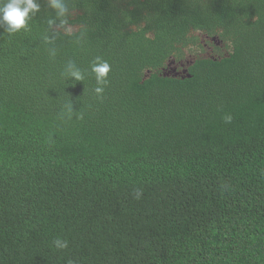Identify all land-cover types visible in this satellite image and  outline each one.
<instances>
[{
    "label": "trees",
    "instance_id": "1",
    "mask_svg": "<svg viewBox=\"0 0 264 264\" xmlns=\"http://www.w3.org/2000/svg\"><path fill=\"white\" fill-rule=\"evenodd\" d=\"M38 3L0 28V264H264V0Z\"/></svg>",
    "mask_w": 264,
    "mask_h": 264
},
{
    "label": "clouds",
    "instance_id": "2",
    "mask_svg": "<svg viewBox=\"0 0 264 264\" xmlns=\"http://www.w3.org/2000/svg\"><path fill=\"white\" fill-rule=\"evenodd\" d=\"M49 8L55 11L57 18H61V26L66 27V31L71 32L73 26L68 23V17L71 14L68 0H48ZM40 4L38 0H0V28L9 34L24 29L28 20L39 11ZM73 63V62H70ZM91 71L95 74L98 87L95 91L97 94L103 92V85L107 84V74L110 71V65L102 61L99 57L93 62ZM69 79L81 81L84 79L82 72L77 69L69 74ZM231 116H226V122H231ZM137 193V198L139 197ZM57 248L67 247L66 241L57 239L54 241Z\"/></svg>",
    "mask_w": 264,
    "mask_h": 264
},
{
    "label": "rangeland",
    "instance_id": "3",
    "mask_svg": "<svg viewBox=\"0 0 264 264\" xmlns=\"http://www.w3.org/2000/svg\"><path fill=\"white\" fill-rule=\"evenodd\" d=\"M211 41H213V40H211ZM185 50H186L185 56L183 57V59H181L179 61H174L173 59L170 60L169 67L172 70H169V71H172L173 73H175V72L180 73L182 71V69H186V67L192 63V60L195 58V56H194L195 54L198 56H201V57L210 55V53H205V50H204V48H202V45H201V47L191 45V46H189V49L186 48ZM178 67H180V69H177ZM165 72H166V70H165Z\"/></svg>",
    "mask_w": 264,
    "mask_h": 264
},
{
    "label": "flooded vegetation",
    "instance_id": "4",
    "mask_svg": "<svg viewBox=\"0 0 264 264\" xmlns=\"http://www.w3.org/2000/svg\"><path fill=\"white\" fill-rule=\"evenodd\" d=\"M205 37H207L206 35H204ZM210 41H211V39H210ZM217 42V41H216ZM215 41H211V43H212V45H208L207 43H205L204 41H202V48H204V50H205V53H215V51H217L216 50V48H219L221 51H224L225 50V48H223V46H221V45H219V44H217ZM200 54V53H199ZM170 60H172V59H170ZM170 60L169 61H167L166 62V66L165 67H163V68H165V70H172L170 67H169V62H170ZM163 68H161V69H163ZM177 69H180V67H178Z\"/></svg>",
    "mask_w": 264,
    "mask_h": 264
},
{
    "label": "water",
    "instance_id": "5",
    "mask_svg": "<svg viewBox=\"0 0 264 264\" xmlns=\"http://www.w3.org/2000/svg\"><path fill=\"white\" fill-rule=\"evenodd\" d=\"M211 40L216 42V38L215 37H212ZM216 43L220 45L221 41H217ZM225 56H228V55L225 54ZM211 58L214 59L213 57H211ZM162 75H164V76H174V77L181 75L182 78L191 77V75L189 73H187L186 69H182V71L180 73H178V72L173 73L172 71H168V70H166V72H165V68H163L162 69Z\"/></svg>",
    "mask_w": 264,
    "mask_h": 264
}]
</instances>
